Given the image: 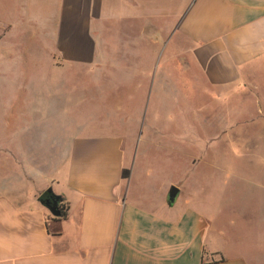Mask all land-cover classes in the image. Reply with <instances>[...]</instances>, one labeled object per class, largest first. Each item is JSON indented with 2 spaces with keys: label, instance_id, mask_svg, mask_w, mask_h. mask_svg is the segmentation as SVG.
Here are the masks:
<instances>
[{
  "label": "crops",
  "instance_id": "0c3cea01",
  "mask_svg": "<svg viewBox=\"0 0 264 264\" xmlns=\"http://www.w3.org/2000/svg\"><path fill=\"white\" fill-rule=\"evenodd\" d=\"M54 10L53 34L37 43L52 59L118 68L108 74L123 76L133 103L118 105L116 122L148 125L140 134L78 131L59 102L26 100L0 134V264H264V198L201 195L205 183L196 188L192 174L209 168L212 189L231 182L235 169L222 158H239L236 116L219 109L201 145L189 141L184 110L145 114L152 100L162 112L177 102L189 110L179 88L190 87L192 67L219 99L244 87L264 65V0H54ZM153 150L186 153L179 182L165 179L167 157L148 161ZM45 192L64 200V218L40 200Z\"/></svg>",
  "mask_w": 264,
  "mask_h": 264
},
{
  "label": "rangeland",
  "instance_id": "374dc122",
  "mask_svg": "<svg viewBox=\"0 0 264 264\" xmlns=\"http://www.w3.org/2000/svg\"><path fill=\"white\" fill-rule=\"evenodd\" d=\"M55 14L54 0H0V134H4L7 129L5 120L18 117L26 100L44 98L59 102L63 114L75 119L78 131L86 129L94 132L103 130L105 133L130 132L129 134L146 131L145 125L148 124L116 122L121 109L118 105L133 103L131 87L118 86L123 76L112 75L118 68L108 67L104 69L105 74H101L98 69L101 65L97 61L74 65L58 54H54L52 59L46 53L51 46L46 47V42L37 43L53 34L51 16ZM167 58L166 53L160 63L161 73ZM113 60L116 61L115 58ZM172 66L181 67L180 60L174 58ZM257 70L250 77L242 79L241 82L246 87L222 92L226 95L219 99L206 86L199 85L202 77L192 67L189 74L190 87L185 85L184 88H179L185 97L188 94L191 102L189 110L177 102L162 112L163 109H154V100L146 108L145 114H166V117L175 116L178 110H184L189 116L188 123H183V126L187 125L189 132L194 134L193 140L189 141H196L201 145L208 142L207 137L213 133L210 128L218 123L216 115L219 114V109L225 115L236 116L237 131L241 133L235 149L239 158H222L226 164H232L235 173L231 176V182L212 189L207 182L212 174L211 170L206 166L196 167L192 172L197 182L196 188L199 180L205 183L201 195H208L212 190L217 198H264V65H260ZM173 78L176 82L175 74ZM37 86H41V89L36 90ZM209 100L217 102L213 105ZM129 110L133 111V107ZM192 147L198 150L197 147ZM190 151L185 149L186 153ZM186 153L179 159L176 155L167 157L165 152L153 150L148 161L160 166L167 157L165 179L175 184L183 177L185 163L182 160ZM224 175L228 176V172ZM245 219L247 218L242 216V225L246 224Z\"/></svg>",
  "mask_w": 264,
  "mask_h": 264
},
{
  "label": "water",
  "instance_id": "95a60500",
  "mask_svg": "<svg viewBox=\"0 0 264 264\" xmlns=\"http://www.w3.org/2000/svg\"><path fill=\"white\" fill-rule=\"evenodd\" d=\"M178 189L176 187H172L169 192V198L174 200L177 197ZM46 206L51 210L54 216H58L59 213L57 211V200L55 198H47L43 201Z\"/></svg>",
  "mask_w": 264,
  "mask_h": 264
},
{
  "label": "trees",
  "instance_id": "16d2710c",
  "mask_svg": "<svg viewBox=\"0 0 264 264\" xmlns=\"http://www.w3.org/2000/svg\"><path fill=\"white\" fill-rule=\"evenodd\" d=\"M48 197V193L45 192L43 194L40 195V200L41 201H45ZM54 198L57 200V211L59 213V217L58 218H64L66 216V208L67 206L64 204V200L60 197V196H55Z\"/></svg>",
  "mask_w": 264,
  "mask_h": 264
}]
</instances>
